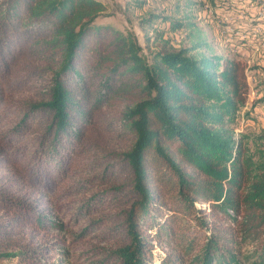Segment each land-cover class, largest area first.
<instances>
[{
	"label": "trees",
	"instance_id": "obj_1",
	"mask_svg": "<svg viewBox=\"0 0 264 264\" xmlns=\"http://www.w3.org/2000/svg\"><path fill=\"white\" fill-rule=\"evenodd\" d=\"M107 10L0 0V85L33 92L0 88V260L264 264V149L255 160L233 128L247 64L157 29L144 54L98 22ZM56 232L70 242L28 241Z\"/></svg>",
	"mask_w": 264,
	"mask_h": 264
},
{
	"label": "rangeland",
	"instance_id": "obj_2",
	"mask_svg": "<svg viewBox=\"0 0 264 264\" xmlns=\"http://www.w3.org/2000/svg\"><path fill=\"white\" fill-rule=\"evenodd\" d=\"M101 1L108 6V10L106 16L99 18L98 22L111 23L125 33H134L144 48V54L155 49L152 40L148 39L155 37L153 29H157V33H163V42H169L177 48H191L199 43L201 48L193 54L213 53L238 57L247 64L249 100L237 114L233 128L237 137H245L249 155L259 160L260 152L264 149L261 146L264 132V0ZM169 17L183 23L185 27L176 32L169 31V22L162 20ZM0 88L5 98L33 97V92L11 94L8 83L0 85ZM8 175L6 169L0 170V177ZM21 192L31 198L35 196L29 187ZM56 238L70 242L68 234L58 232L28 241L38 245ZM22 239L25 240L23 235ZM249 251L250 247L244 249V253ZM156 255L165 256V252L157 248ZM0 264L18 263L0 260Z\"/></svg>",
	"mask_w": 264,
	"mask_h": 264
}]
</instances>
